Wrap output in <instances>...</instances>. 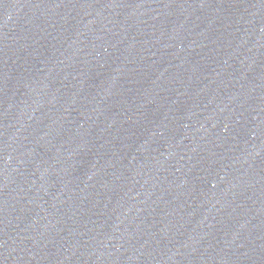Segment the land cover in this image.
Returning a JSON list of instances; mask_svg holds the SVG:
<instances>
[{
    "label": "water",
    "instance_id": "1",
    "mask_svg": "<svg viewBox=\"0 0 264 264\" xmlns=\"http://www.w3.org/2000/svg\"><path fill=\"white\" fill-rule=\"evenodd\" d=\"M0 264H264V0H0Z\"/></svg>",
    "mask_w": 264,
    "mask_h": 264
}]
</instances>
